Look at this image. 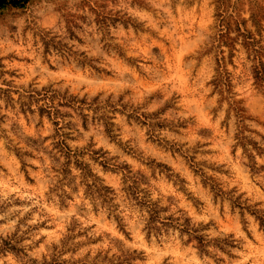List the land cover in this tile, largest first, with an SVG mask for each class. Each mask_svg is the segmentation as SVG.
<instances>
[{
	"label": "rangeland",
	"instance_id": "374dc122",
	"mask_svg": "<svg viewBox=\"0 0 264 264\" xmlns=\"http://www.w3.org/2000/svg\"><path fill=\"white\" fill-rule=\"evenodd\" d=\"M257 68L264 0L0 9V264H264Z\"/></svg>",
	"mask_w": 264,
	"mask_h": 264
},
{
	"label": "trees",
	"instance_id": "16d2710c",
	"mask_svg": "<svg viewBox=\"0 0 264 264\" xmlns=\"http://www.w3.org/2000/svg\"><path fill=\"white\" fill-rule=\"evenodd\" d=\"M30 0H0V9L6 7H24ZM262 74H264V68L255 70V77L264 82L262 78ZM239 113V112H238ZM152 212H155V208H151ZM262 224L264 225V220L262 219ZM201 241V240H200Z\"/></svg>",
	"mask_w": 264,
	"mask_h": 264
}]
</instances>
